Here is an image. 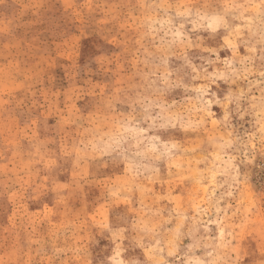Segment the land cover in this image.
<instances>
[{"label": "rangeland", "instance_id": "rangeland-1", "mask_svg": "<svg viewBox=\"0 0 264 264\" xmlns=\"http://www.w3.org/2000/svg\"><path fill=\"white\" fill-rule=\"evenodd\" d=\"M0 264H264V0H0Z\"/></svg>", "mask_w": 264, "mask_h": 264}]
</instances>
